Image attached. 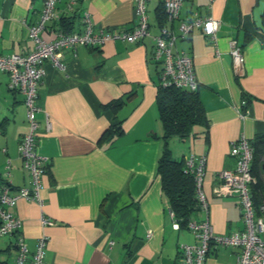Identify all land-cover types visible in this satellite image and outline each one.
<instances>
[{
	"label": "crops",
	"instance_id": "obj_1",
	"mask_svg": "<svg viewBox=\"0 0 264 264\" xmlns=\"http://www.w3.org/2000/svg\"><path fill=\"white\" fill-rule=\"evenodd\" d=\"M69 1H57V16L47 22L43 39L82 31L84 12L94 31L122 32L136 23L135 0H79L68 7ZM162 3L147 2L151 36L140 42L62 49L63 68L45 61L35 138L37 153L48 158L40 190L43 203L19 200L9 208L22 222L29 254L41 235L49 237L43 264H180V245L195 243L190 230L169 216L156 174L162 126L156 101L160 67L150 59L152 37L162 26L176 31L178 25V20H160ZM42 5L43 0H0L1 55L33 50L26 26L37 21ZM194 12L219 21L215 38L194 29L175 45L192 57L208 125L194 126L188 137L174 138L170 145L177 160L206 155L208 212L197 210L192 219L208 218L216 232H234L244 227L239 199L214 195L212 187L222 169L235 166L231 143L242 135L253 140L264 134V0H213L210 5L184 0L179 17ZM231 40L244 52L241 70L233 66ZM8 82L0 71V175L9 158L10 183L16 189L29 186L18 156L27 120L24 97L10 90ZM112 102L117 106H107ZM253 165L254 196L258 192L253 200L257 214L264 216L259 210L264 165ZM41 216L51 223L42 225ZM238 251L211 246L204 264H236ZM15 255L11 238L0 237V264H13Z\"/></svg>",
	"mask_w": 264,
	"mask_h": 264
},
{
	"label": "built area",
	"instance_id": "obj_2",
	"mask_svg": "<svg viewBox=\"0 0 264 264\" xmlns=\"http://www.w3.org/2000/svg\"><path fill=\"white\" fill-rule=\"evenodd\" d=\"M58 0H43L38 19L26 26L29 37L33 40V50L27 53L0 54V71L9 76L8 88L19 92L24 97L26 108L27 128L18 144V156L23 169L27 172L29 186L13 189L10 183L11 160L8 158L0 175V237L8 236L14 239L13 246L16 255L13 264H43L47 235H41L35 244L34 251L29 249L21 234V220L9 211L19 200L42 204L40 190L42 176L47 170L48 158L36 151L35 138L39 123L36 114L41 110L37 103L38 89L45 75V61H49L57 68H63L61 62L62 49H74L78 45L99 46L108 41L140 42L151 36L147 2L149 0H135L134 17L136 23L130 30L114 32L112 30L94 31L92 21L87 12L81 17L82 31L59 32L52 40H45L41 33L47 22L57 15L55 6ZM79 0H70L68 7ZM213 0H207L210 5ZM184 0H163L166 20L177 21L176 31L162 26L157 35L153 36V48L150 59L159 65V88H175L196 91L198 81L192 57L185 51L176 50V42L188 39L194 29H200L205 36L215 38L219 21L211 15H201L194 12L185 19H180V11ZM229 51L233 66L241 70L244 63V52L236 41L229 42ZM245 102H242V107ZM244 111V110H243ZM244 112L241 113V116ZM49 128V122L47 123ZM5 152V149H2ZM230 154L235 157L233 168L222 169L217 175V183L212 192L217 196H235L239 199L243 229L234 232H216L209 219L189 220L186 227L195 238L194 244L180 245V264H204L211 246L238 248L236 264H264V216L257 214L253 200L252 186L256 177L252 174L253 148L250 140L244 135L230 145ZM206 155L190 154L184 158L185 172L190 175L195 184V196L199 210L208 212V200L203 190ZM259 210L264 212V204ZM169 216L175 219L174 212L169 209ZM41 224H50L45 216H41ZM178 228V224H175ZM113 242L111 241L110 244Z\"/></svg>",
	"mask_w": 264,
	"mask_h": 264
},
{
	"label": "trees",
	"instance_id": "obj_3",
	"mask_svg": "<svg viewBox=\"0 0 264 264\" xmlns=\"http://www.w3.org/2000/svg\"><path fill=\"white\" fill-rule=\"evenodd\" d=\"M159 16L160 20L166 18L163 3ZM262 28H264V12H262ZM156 101L162 126L160 136L162 147L157 160L156 174L160 179L161 192L167 201L168 209L174 212L179 226L186 227L193 214L199 210L195 196V184L193 178L185 172L184 160H177L173 157L170 142L174 138H186L194 126L208 125V123L196 91L159 88ZM117 103L112 102L107 106L113 108L117 106ZM250 144L254 155L251 168L253 173V164L256 165L258 159L264 157V134L250 140ZM256 184L257 179L253 186L255 187ZM253 186V198L257 199L258 192L254 196Z\"/></svg>",
	"mask_w": 264,
	"mask_h": 264
},
{
	"label": "rangeland",
	"instance_id": "obj_4",
	"mask_svg": "<svg viewBox=\"0 0 264 264\" xmlns=\"http://www.w3.org/2000/svg\"><path fill=\"white\" fill-rule=\"evenodd\" d=\"M264 165V158H259L257 163H256V166L257 168L261 169V166Z\"/></svg>",
	"mask_w": 264,
	"mask_h": 264
},
{
	"label": "water",
	"instance_id": "obj_5",
	"mask_svg": "<svg viewBox=\"0 0 264 264\" xmlns=\"http://www.w3.org/2000/svg\"><path fill=\"white\" fill-rule=\"evenodd\" d=\"M12 240V243L14 242V239H11Z\"/></svg>",
	"mask_w": 264,
	"mask_h": 264
}]
</instances>
